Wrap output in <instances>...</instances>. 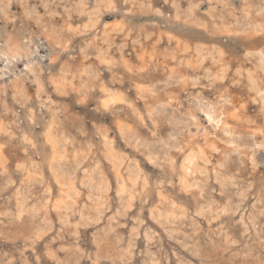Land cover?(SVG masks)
I'll return each instance as SVG.
<instances>
[{
  "label": "rangeland",
  "instance_id": "374dc122",
  "mask_svg": "<svg viewBox=\"0 0 264 264\" xmlns=\"http://www.w3.org/2000/svg\"><path fill=\"white\" fill-rule=\"evenodd\" d=\"M0 264H264V0H0Z\"/></svg>",
  "mask_w": 264,
  "mask_h": 264
}]
</instances>
